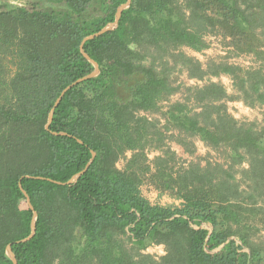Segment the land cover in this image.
<instances>
[{
  "label": "trees",
  "instance_id": "16d2710c",
  "mask_svg": "<svg viewBox=\"0 0 264 264\" xmlns=\"http://www.w3.org/2000/svg\"><path fill=\"white\" fill-rule=\"evenodd\" d=\"M127 1L0 0V264H14L9 244L17 264H264V119L227 105L264 117V0H131L84 42L100 72L65 92L46 128L62 90L94 70L83 39ZM211 35L257 65L183 51ZM197 140L222 160L172 147L194 155ZM142 184L180 205L151 203ZM20 185L38 213L26 242ZM149 240L166 254L145 251Z\"/></svg>",
  "mask_w": 264,
  "mask_h": 264
},
{
  "label": "rangeland",
  "instance_id": "374dc122",
  "mask_svg": "<svg viewBox=\"0 0 264 264\" xmlns=\"http://www.w3.org/2000/svg\"><path fill=\"white\" fill-rule=\"evenodd\" d=\"M9 3H11V0H9ZM207 37H212L213 39H208L207 40L209 41V47L208 48H212L213 49V54L209 55L205 50L203 52H197V51H194V50H191L189 48H184L183 51L186 53V54H189V55H193L195 57H197V55L195 54H190V53H199L200 55L204 56L205 59L202 61V62H206L208 60V58H222V57H228V61L231 62V63H235V64H239L241 66H244V67H251V66H256L257 65V62L253 59V57L251 56H236L235 54H231L229 49L226 48L224 46V44L222 43L221 39L214 36V35H211V36H207ZM207 48V49H208ZM221 52H223V54H221ZM198 58V57H197ZM251 59V62L247 65H245L243 63V61L245 60H248V59ZM199 59V58H198ZM224 76H227V75H222L221 77H215L214 79L215 80H220L223 82V79L222 77ZM230 78V77H229ZM180 80L183 81L185 84L187 85H195L197 83H201V82H196V83H189V80H194V79H189L186 74H181L180 75ZM231 80V79H230ZM196 81V80H195ZM224 83V82H223ZM231 86H232V82H231ZM181 93H175L174 95L171 96L170 98V101H176L178 99L181 98ZM229 102V101H228ZM227 102V105H228V108H229V103ZM253 109H256L257 111H259L260 115L263 117V109L260 108V107H256V108H253ZM236 110V109H234ZM239 119L241 120H249L247 118V116H241ZM251 121H258V122H261L262 119H258L257 117H253L251 119ZM197 141H200L202 142L201 140H197ZM197 141H196V152L194 155H191L189 153H187L184 148L179 145V144H176V143H172V147L174 145L176 146H179L180 147V151L177 152L178 155L184 160V161H189V160H192L194 158H198V157H203V156H209L210 159L212 160H217V161H221L222 159L218 156V153L212 149H210L209 147H207L203 142V146L207 149L206 151L204 152H201L199 149H198V146H197ZM174 148V147H173ZM154 156V155H153ZM151 156V157H153ZM153 190H156L154 187L148 185V184H142L141 185V193L142 195L148 199L146 193H149ZM163 195V194H161ZM170 198H172L173 201L175 200H178V199H174L173 197H171L170 195H168ZM149 200V199H148ZM150 201V200H149ZM180 201V200H179ZM151 203L153 204H159V205H162V206H168V205H180L181 201L179 204L175 203V202H164L163 204L161 203L160 201V198L157 197V199L155 201H150ZM205 227H208V228H212L211 225L209 224H204ZM163 250H164V247H163ZM248 251V249H246ZM165 252V251H164ZM150 253H153V254H156V255H160L158 254L157 252L155 251H152Z\"/></svg>",
  "mask_w": 264,
  "mask_h": 264
},
{
  "label": "clouds",
  "instance_id": "9594fccd",
  "mask_svg": "<svg viewBox=\"0 0 264 264\" xmlns=\"http://www.w3.org/2000/svg\"><path fill=\"white\" fill-rule=\"evenodd\" d=\"M11 6H22L23 5V0H11V3H10ZM208 39H213L212 37H207ZM130 47L134 50L135 49V44H130ZM205 51L211 55L213 54V49L212 48H208V49H205ZM190 54H195L197 55V57L199 59H201L202 61L205 59L204 56L200 55L199 53H190ZM221 54H223V52H221ZM251 62V59L249 58L248 60H245L243 61V63L245 65L249 64ZM223 79V82L225 84V88H226V91L229 93V94H232L234 89L232 88L231 86V80L228 76H224L222 77ZM197 81L195 80H189V83H196ZM229 112L233 115L234 118L236 119H239L241 116H247V118L249 120H251L254 116L257 117L258 119H264V117H262L259 113V111H257L256 109H253L251 108L250 106L246 105L243 100H239V101H229ZM236 109V110H234ZM197 146H198V149L201 151V152H204L206 151L207 149L203 146L202 142L200 141H197ZM174 150L179 152L180 151V147L179 146H176L174 145ZM130 155V153H128ZM159 154L158 152L157 153H149L150 156H153V155H157ZM119 166V165H118ZM244 166H247L246 164ZM148 199L150 201H155L157 199V197L160 198V201L161 203L163 204L164 202H175L177 204L180 203L179 200H175L173 201L172 198H170L168 196L167 193L161 195L159 193V191L157 190H153L149 193H146ZM145 244H147V247L144 249L145 251L147 252H152V251H155L157 252L158 254L160 255H163V254H166L163 250V245H155L154 243H152L150 240L149 241H145L144 242Z\"/></svg>",
  "mask_w": 264,
  "mask_h": 264
},
{
  "label": "water",
  "instance_id": "95a60500",
  "mask_svg": "<svg viewBox=\"0 0 264 264\" xmlns=\"http://www.w3.org/2000/svg\"><path fill=\"white\" fill-rule=\"evenodd\" d=\"M131 4V0H128L125 4H122L119 8H118V11L116 13V18H115V21L113 23H110V24H107L105 27H103L102 29H100L98 32L94 33V34H91L89 36H86L83 41H82V44H81V52L84 54V56L93 64L94 66V70L93 72H91L89 75L83 77V78H80V79H77L75 82L71 83L70 85H68L66 88H64L60 94V96L57 98L53 108L51 109L50 113H49V117H48V122L46 124V128L49 129V125L50 123L52 122V119H53V113H54V108L60 103L61 99L63 98L65 92L67 90H69L70 88H72L74 85L82 82V81H85L89 78H92V77H95L99 74L100 72V68H99V65L96 61H94L89 55L88 53L84 50V47H83V44L84 42H86L87 40H90V39H94L96 37H99L100 35H102L103 33L107 32V31H110V30H113L115 29L117 26H118V21L120 19V16H121V12L128 8ZM58 134H66L64 132H61V133H58ZM95 156V152L92 153V158L91 160L88 162V164L86 165V167L76 173L75 175L72 176V178L70 180H68L66 183L67 184H72L74 183L89 167V165L91 164L92 160H93V157ZM58 183H61V182H58ZM23 193L25 194L26 198H27V202H28V205L29 207L33 210V218H32V222H31V233L19 240L18 242H26V241H29L35 234L36 232V220H37V217H38V213L37 211L34 209L33 205L31 204V200H30V197L28 195V193L23 189L22 185H20ZM210 229V228H209ZM212 229V228H211ZM210 229V230H211ZM249 251V250H248ZM6 253L7 255L12 259L13 263L14 264H17V259H16V256L15 254L13 253L12 249H11V244H9L7 246V249H6Z\"/></svg>",
  "mask_w": 264,
  "mask_h": 264
}]
</instances>
